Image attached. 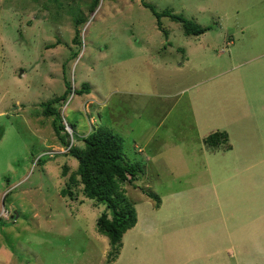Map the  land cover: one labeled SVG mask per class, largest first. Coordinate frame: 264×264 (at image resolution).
I'll use <instances>...</instances> for the list:
<instances>
[{
  "label": "rangeland",
  "instance_id": "374dc122",
  "mask_svg": "<svg viewBox=\"0 0 264 264\" xmlns=\"http://www.w3.org/2000/svg\"><path fill=\"white\" fill-rule=\"evenodd\" d=\"M91 1L0 0V209L13 216L0 218V264H220L212 248L233 230L249 238L244 222L254 227L264 211L252 199L264 183V168H254L264 155L253 147L264 123L236 110L239 81L253 85L264 75V0H143L209 28L197 36L162 17L164 36L139 0H98L89 12ZM64 83L72 92L52 107L72 126L71 145L82 148V137L107 129L121 139L124 161L141 169L118 184L138 225L113 262L95 227L103 206L83 199L78 184L72 198L59 194L77 163L59 153L54 117L42 116L40 104ZM83 83L88 93H74ZM238 119L227 129L231 152L204 168L198 139ZM145 192L161 201L159 212ZM227 195L243 196L240 220L223 217ZM254 232L261 247L264 217Z\"/></svg>",
  "mask_w": 264,
  "mask_h": 264
},
{
  "label": "trees",
  "instance_id": "16d2710c",
  "mask_svg": "<svg viewBox=\"0 0 264 264\" xmlns=\"http://www.w3.org/2000/svg\"><path fill=\"white\" fill-rule=\"evenodd\" d=\"M141 6L150 11L155 19V25L158 31H161L164 36L166 33L161 28L160 18H167L169 21L180 25L183 33L187 36H197L203 34L208 27H200L192 21L183 18L180 15L173 14L169 10L157 13L153 7L143 0H139ZM98 0H92L89 6V12L97 5ZM81 20H76L75 24H79ZM70 42L74 45L78 42V31L75 29ZM59 44L56 41L47 47H55ZM64 91L60 96L40 104L41 115L44 117L53 116L50 125L54 136L59 140L63 147H68L69 142L65 140L67 135L64 133L61 120L58 119V114L52 107L54 103L61 102L65 99L69 90L72 92L69 84L64 83ZM78 95L87 94V84H81L77 90H73ZM69 125V124H68ZM71 130L72 126L69 125ZM1 132V131H0ZM63 132V136L59 135ZM2 134V132H1ZM0 134V137H1ZM83 143L82 148L73 147L72 145L67 150V155L73 158L77 167L75 173L69 175L64 188L59 190L61 197L72 198L73 187L77 184L81 188L83 199L91 200L95 204L103 206V210L95 220L96 231L106 237L109 245L107 257L110 262H113L119 253L120 240L123 234L131 229L136 223V214L133 203L125 199L123 194L118 189V184L126 182L131 183L136 179V176L141 172L140 166L137 163H127L123 159L121 152V139L112 134L109 130L103 128L93 129L89 134L81 138ZM202 143L210 149H216L220 145L229 146L227 144V135L225 132H213L208 134ZM64 154V153H63ZM65 173V168H62V174ZM147 198L154 202V207L157 208L159 200L156 195L151 192L144 193ZM9 219L13 216L9 214ZM8 219V220H9Z\"/></svg>",
  "mask_w": 264,
  "mask_h": 264
},
{
  "label": "crops",
  "instance_id": "0c3cea01",
  "mask_svg": "<svg viewBox=\"0 0 264 264\" xmlns=\"http://www.w3.org/2000/svg\"><path fill=\"white\" fill-rule=\"evenodd\" d=\"M257 75L259 77V81H255L253 85H242L239 81V84L237 85L238 103L236 106V110H237L238 114L242 115V116L240 115L239 119H241V117L242 118L244 117L245 119H247V121H253V122H255V124H259L257 126H261L264 123V75H263V73H259ZM228 90H230L228 92V95L233 96L234 88L231 89V87L229 86ZM133 93H135V91H133ZM258 93L260 95L256 99L255 96L258 95ZM82 95H84V94H82ZM86 98H89V97H86ZM88 102H92V100L90 99V100H88ZM86 105L87 104L85 103L83 105V107H85ZM239 119L228 122V124L225 126V128L222 129L223 132H225L227 135V144L229 145L228 147L225 145L224 146L220 145L216 149H210V148H207L202 143V140L208 134H211L214 132L212 130L210 131V133L208 130L207 132H205L200 137V139H198L199 140L198 143H200L199 144V146H200L199 151H200L202 160L205 162V164L203 165L204 168L209 166V165H212V164L218 165V163H220L219 160H222V159L224 160V158H225L224 152H226V151L231 152L230 150L232 149V146H231V143L229 140V133H228L227 129L231 124L238 122ZM257 129H261V128H257ZM255 134L257 135V137L255 139V146H253L254 147V154L259 152V154L264 155V143L261 140L264 138V131L256 132ZM259 137L261 139H259ZM259 146L261 148H259ZM246 149H248V148H246ZM61 155H65V154H61ZM223 156H224V158H223ZM257 163H260V165L255 166L254 168H260V170H258V171L263 170L262 168H264V156L260 157L257 160V162H255V164H257ZM255 164H253V165H255ZM239 166H241V165H239ZM245 169H248V171H249L252 168L245 167ZM259 174L261 176H264L263 172H260ZM246 181H249V179H247ZM262 182H263V179H262ZM263 191H264V183H261L260 187L258 188V193H255L252 195V199L255 202L260 201V206H259L260 210L263 207V205L261 203L264 202V192ZM243 199H244L243 196H239V195L238 196H230V195L224 196L223 200H222L221 208H222V213L225 212L227 214L225 216L223 215V217L228 218V221H230L229 219H231V218H234L235 220L236 219L240 220L241 218L239 219V217L241 216V214L245 213V212H243V210L238 208V207L242 206ZM215 200H216V202H215L216 206L220 207L219 200L218 199H215ZM240 201H242V202H240ZM161 204L162 203L159 200L158 207L155 208L154 204L151 203L152 211L153 212H156V211L159 212ZM148 205H149V203H148ZM190 207L196 209V205L193 203H190ZM218 210H220V209H218ZM261 211H262V213H261L262 216L257 217V218H252V221L254 220V222H255L254 227L251 225L252 223L248 224L250 220H246L244 222V225L246 227L243 226V228L248 230L249 238L246 237L243 232L238 231V233H243V234H238L235 230H233V231L226 233L227 236H226V238H224L223 245H220V248H212L211 254L216 256L218 258V260H220L222 262L220 264H264V244L261 247L257 244L255 245V243L261 241V239L257 235V232H254V230L257 227H259L261 218L264 217V211L263 210H261ZM137 225H138V223L136 221L134 226L131 229L127 230L126 232H131V231L134 232V230L137 228ZM223 227H226V226L224 225ZM126 232H125V234H126ZM248 240H250L249 244L246 243V242H248ZM186 244L188 245V243H186ZM185 248L187 249V248H192V247L191 246H185V247H182L180 250L185 249ZM253 248H255L256 251H253ZM120 249H121V246H120ZM120 249H119V251H120ZM224 254L227 256V258L225 257ZM254 255H260V259H257L256 257H254ZM191 256H194V251L191 254Z\"/></svg>",
  "mask_w": 264,
  "mask_h": 264
},
{
  "label": "built area",
  "instance_id": "2783aa9c",
  "mask_svg": "<svg viewBox=\"0 0 264 264\" xmlns=\"http://www.w3.org/2000/svg\"><path fill=\"white\" fill-rule=\"evenodd\" d=\"M62 111H64V107H62L61 109V114H62ZM62 125H63V130H64V133L69 137V146L65 148V150H60L59 153H65L67 152L68 148L71 146L72 144V141H71V135H72V130L70 128V126L65 122V120L63 119L62 117ZM50 156L51 154H53L51 151L49 152ZM5 212V213H4ZM0 218L2 219H9V213L3 209H0Z\"/></svg>",
  "mask_w": 264,
  "mask_h": 264
}]
</instances>
